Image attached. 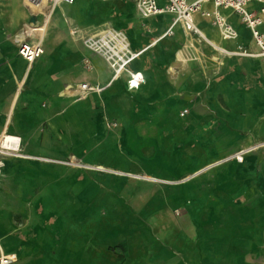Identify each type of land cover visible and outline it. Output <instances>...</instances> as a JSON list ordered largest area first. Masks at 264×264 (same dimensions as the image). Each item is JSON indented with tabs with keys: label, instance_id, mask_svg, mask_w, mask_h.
Wrapping results in <instances>:
<instances>
[{
	"label": "crops",
	"instance_id": "0c3cea01",
	"mask_svg": "<svg viewBox=\"0 0 264 264\" xmlns=\"http://www.w3.org/2000/svg\"><path fill=\"white\" fill-rule=\"evenodd\" d=\"M47 3L0 0V134L20 138L0 156L1 246L20 232L43 242L42 210L63 187L70 218L101 214L109 236L86 238V264H264V56L240 15L219 9L237 32L225 40L203 15L212 0L193 15L205 36L179 24L165 35L173 16L142 19L131 0ZM105 26L140 52L138 89L81 40ZM36 38L44 51L28 65L18 46ZM83 82L104 89L78 99L68 86Z\"/></svg>",
	"mask_w": 264,
	"mask_h": 264
},
{
	"label": "built area",
	"instance_id": "2783aa9c",
	"mask_svg": "<svg viewBox=\"0 0 264 264\" xmlns=\"http://www.w3.org/2000/svg\"><path fill=\"white\" fill-rule=\"evenodd\" d=\"M47 1V5L53 10V8L61 2L72 3L74 0ZM131 1L135 4L137 14L142 19L160 13L171 14L173 16L172 23L170 28L165 32V35L172 34V27L178 24L187 34L196 33L201 35L194 23L193 15L195 12L200 11L201 4L208 0H167L164 6H159L156 0ZM25 2L30 8H34L38 7L41 0H25ZM251 2L257 3L256 12L249 11L246 8ZM212 3L214 10L212 12H203V15L212 17L213 23L219 29L221 37L225 40H232L237 37L236 30L227 22L225 16L219 11L220 8L231 9L233 12L239 14L241 20L249 27L254 42L260 49L259 54L264 56V33L259 29V26L264 24V0H212ZM41 12L43 14L42 24H44L47 14L44 13V11ZM81 40L89 50L104 59L112 71V80L118 79L121 74L126 73V84L129 90L138 89L145 83L143 73L131 71L128 68L129 63L137 58L140 52H134L130 49L127 37L122 31L108 26L100 27L97 31L82 36ZM43 51L41 41L39 40L34 42L23 41L18 46V54L28 63V65L39 58L43 54ZM244 53L246 54L245 51H243V54ZM68 87V89L76 91L75 95L78 99H82L92 92L100 93L104 89V87L92 85L87 82L78 83L74 86ZM186 113L187 109H184L180 114L183 116ZM4 140L5 136L1 133L0 145ZM17 142V140L13 141V147ZM250 150L251 149H242L235 153L233 157L241 162L244 154L248 153ZM4 153H6L5 150L0 148V156ZM2 165L3 163L0 159V167ZM17 260L16 254L5 253L0 244V264H14Z\"/></svg>",
	"mask_w": 264,
	"mask_h": 264
},
{
	"label": "rangeland",
	"instance_id": "374dc122",
	"mask_svg": "<svg viewBox=\"0 0 264 264\" xmlns=\"http://www.w3.org/2000/svg\"><path fill=\"white\" fill-rule=\"evenodd\" d=\"M230 21L235 24L238 22V17L233 16L230 18ZM204 23L208 25L207 21ZM65 191L66 189L62 187L61 194L56 196L55 201L46 204L42 210L43 218L52 217V221L50 222L52 226H62L61 229H54L49 225L50 231H45L41 235L44 243L40 241L39 235L34 233L28 235L27 232H20V236L22 237L18 233L10 236L5 241L2 240L3 247L16 252L20 256L19 262L15 264H86V238H89L91 235H93V238L99 239L109 237L107 234L104 235L106 231L99 227V222L102 220L100 218L101 214L94 213L93 215H87L79 213L71 215L70 218L69 211L74 205L72 200L65 199ZM84 198V195H79L78 201H83ZM91 224L93 226L90 228ZM86 226L89 227L87 230ZM46 235L47 237H44ZM52 237H55V239H51ZM74 238H77V241L80 242L79 246L73 245ZM73 255H75V258L79 255L81 257L77 258L73 263L70 261ZM64 256L67 257L66 261H63Z\"/></svg>",
	"mask_w": 264,
	"mask_h": 264
},
{
	"label": "bare ground",
	"instance_id": "6f19581e",
	"mask_svg": "<svg viewBox=\"0 0 264 264\" xmlns=\"http://www.w3.org/2000/svg\"><path fill=\"white\" fill-rule=\"evenodd\" d=\"M43 0H41V2H42ZM40 5V4H39ZM38 5V6H39ZM27 27H28V25H27ZM29 28V30H28V32H33V33H39V29H38V25L37 24H35L34 26H29L28 27ZM204 30V29H203ZM203 30L202 29H200V27H199V31H200V33L203 35V36H205V33L203 32ZM218 32H220L219 31V29H218ZM202 36V37H203ZM41 41V38H36V40L35 41ZM208 41V40H207ZM23 42V41H22ZM21 42V43H22ZM209 42L213 45V46H215L216 48H218L219 50H221V45L219 46L216 42H215V40H213V38L212 39H210L209 40ZM219 43V42H218ZM103 87V86H102ZM19 89H20V87H18ZM16 94H17V92H16ZM16 94H15V96H14V100H15V98H16ZM16 102V101H15ZM14 106V105H13ZM10 116V115H9ZM4 136H5V140L4 141H2V144L0 145V148L1 149H12L13 148V141L14 140H17V141H19V139L20 138H18V137H14V136H12V135H9V134H4ZM18 143V142H17ZM16 146V145H15ZM19 152V151H18ZM16 155V154H15ZM23 157V156H22ZM28 157V156H27ZM94 168H96V169H98V170H106V168L105 167H103V166H96V167H94ZM150 178V177H149ZM155 181V180H154Z\"/></svg>",
	"mask_w": 264,
	"mask_h": 264
}]
</instances>
